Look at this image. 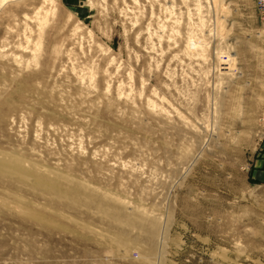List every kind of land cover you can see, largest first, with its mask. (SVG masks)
Masks as SVG:
<instances>
[{
    "label": "rangeland",
    "instance_id": "1",
    "mask_svg": "<svg viewBox=\"0 0 264 264\" xmlns=\"http://www.w3.org/2000/svg\"><path fill=\"white\" fill-rule=\"evenodd\" d=\"M0 158V264H264L255 0H0Z\"/></svg>",
    "mask_w": 264,
    "mask_h": 264
},
{
    "label": "bare ground",
    "instance_id": "2",
    "mask_svg": "<svg viewBox=\"0 0 264 264\" xmlns=\"http://www.w3.org/2000/svg\"><path fill=\"white\" fill-rule=\"evenodd\" d=\"M0 174L8 176H18L20 178H29L31 176L37 179V181L44 183L42 175H38L34 172L31 174V172L25 170L21 162L16 159L0 158ZM46 186H48V184H46Z\"/></svg>",
    "mask_w": 264,
    "mask_h": 264
},
{
    "label": "built area",
    "instance_id": "3",
    "mask_svg": "<svg viewBox=\"0 0 264 264\" xmlns=\"http://www.w3.org/2000/svg\"><path fill=\"white\" fill-rule=\"evenodd\" d=\"M255 9L262 29L264 31V0H255Z\"/></svg>",
    "mask_w": 264,
    "mask_h": 264
},
{
    "label": "crops",
    "instance_id": "4",
    "mask_svg": "<svg viewBox=\"0 0 264 264\" xmlns=\"http://www.w3.org/2000/svg\"><path fill=\"white\" fill-rule=\"evenodd\" d=\"M253 4H254V0H253Z\"/></svg>",
    "mask_w": 264,
    "mask_h": 264
}]
</instances>
